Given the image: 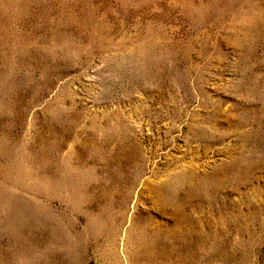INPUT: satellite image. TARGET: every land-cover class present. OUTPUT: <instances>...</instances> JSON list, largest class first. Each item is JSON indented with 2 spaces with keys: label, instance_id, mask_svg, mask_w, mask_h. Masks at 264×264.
Wrapping results in <instances>:
<instances>
[{
  "label": "rangeland",
  "instance_id": "374dc122",
  "mask_svg": "<svg viewBox=\"0 0 264 264\" xmlns=\"http://www.w3.org/2000/svg\"><path fill=\"white\" fill-rule=\"evenodd\" d=\"M0 264H264V0H0Z\"/></svg>",
  "mask_w": 264,
  "mask_h": 264
}]
</instances>
